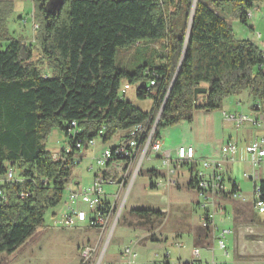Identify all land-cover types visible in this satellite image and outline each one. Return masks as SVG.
<instances>
[{
	"label": "trees",
	"instance_id": "16d2710c",
	"mask_svg": "<svg viewBox=\"0 0 264 264\" xmlns=\"http://www.w3.org/2000/svg\"><path fill=\"white\" fill-rule=\"evenodd\" d=\"M50 2L33 0L39 30L35 45H29L9 37L11 11L0 0V183L10 171L18 178L2 185L7 200L0 205V254L15 255L26 245L71 184L73 171L55 162L45 145L53 130L68 137L76 122L82 140L104 129L107 143L153 124L161 111L158 136L162 129L192 122L195 112L222 110L232 96L247 93L264 104V52L236 40L227 21L247 25L249 11L264 0H197L188 38L194 0H62L49 12ZM154 40L167 43L159 67L144 65L129 73L116 66L118 49ZM37 47L41 60L35 62ZM125 81L138 85L139 99L154 97L151 113L120 96ZM152 81L153 94L148 91ZM197 88L207 94L195 99ZM149 173L159 177L155 170ZM259 186L264 202V180ZM27 192L31 196L22 198ZM233 193H239L237 187ZM130 215L143 226L162 217L149 209ZM208 239V232L198 228L196 245L209 246Z\"/></svg>",
	"mask_w": 264,
	"mask_h": 264
},
{
	"label": "rangeland",
	"instance_id": "374dc122",
	"mask_svg": "<svg viewBox=\"0 0 264 264\" xmlns=\"http://www.w3.org/2000/svg\"><path fill=\"white\" fill-rule=\"evenodd\" d=\"M6 3L11 11L7 21L9 37L35 45L39 25L35 20L33 0H6ZM252 12L253 16L249 18L247 25H242L236 19L228 18L227 21L236 40L250 41L264 52V4L256 3ZM138 45L117 50L118 68L133 73L138 67L147 65L149 69H155L164 62L162 57L167 45L165 40L146 41ZM33 60H41L38 47ZM43 64L47 65L45 61ZM44 71L45 76L50 75L45 68ZM126 86L129 87L128 90H125ZM137 90L138 85L125 81L120 96L142 112L151 113L155 105L154 97L139 99ZM238 100L236 96L228 98L222 110L234 114V110L238 108L241 112L249 113L253 98H242L240 106H237L240 101ZM222 110L195 112L192 122H181L162 129L161 137L166 148L173 150L180 146L193 145L199 155L207 150L213 153L218 151L220 156L226 138L229 135L234 141L237 138L233 125L223 121ZM258 133L264 136V123L258 128ZM67 143L66 133L55 129L45 145L52 154H57ZM114 144L115 142H110L107 146ZM102 148V142L99 141L96 150L86 153L80 166L72 172L71 184L64 193L62 204L48 211L44 226L15 255L0 254V264H119L125 248L135 249L139 256L138 264H203L195 255L198 251L203 262H211L214 258L216 264H264V215L253 208L254 183L244 176L246 172L251 171L250 164L245 163V160H239L232 166L233 177L242 197L237 200H223V205H220L224 206L225 210L218 221L223 229L230 232L225 240L227 256L218 247L215 252H210L214 242L210 247L196 245L197 231L201 227L200 218L204 214L197 202H203V199L189 187L184 178L179 179L177 187L166 189L162 176L152 177L149 173L152 170L164 172L159 161L144 163L112 234H102L99 230L87 226L64 229L56 225V218L64 210L70 190H76L78 187L85 189L94 184L98 170L94 157L100 154ZM91 166H94L93 170H90ZM261 180L263 181L264 177H261ZM152 183L156 188H151ZM104 190L109 195V202L116 203L115 196L120 192V187L105 185ZM119 205L117 204L118 207ZM146 209L162 214L152 226H143L141 221L130 215L133 210ZM249 230H252V233ZM209 243L211 241L208 240L206 244ZM86 248H92L94 252L89 261L84 262L82 253Z\"/></svg>",
	"mask_w": 264,
	"mask_h": 264
},
{
	"label": "built area",
	"instance_id": "2783aa9c",
	"mask_svg": "<svg viewBox=\"0 0 264 264\" xmlns=\"http://www.w3.org/2000/svg\"><path fill=\"white\" fill-rule=\"evenodd\" d=\"M252 16L253 12L249 11L248 17ZM155 86L156 81H152L148 91L150 92ZM128 89L129 87L126 86L125 90ZM160 113L153 124L136 126L107 143L103 141L104 129L96 138L82 140L80 137L82 130L78 123L70 124L68 143L57 154H53L55 162H61L66 169L73 171L80 166L86 153L97 149L99 141L102 142L103 148L100 154L94 157L98 168L94 184L85 189L78 187L76 190H70L64 210L56 218L55 224L64 229L87 226L99 230L102 234H112L144 163L159 161L164 172L157 171V173L159 177L164 178L166 189L177 187L179 179L186 178L189 187L203 199V202L197 204L204 211L200 223L201 228L209 234L208 240L211 243L208 247L214 242L211 252L213 253L218 247L227 256L225 240L230 232L223 229L218 221L225 210L224 206L220 205H223V200H237L242 197L239 195L240 192L233 193L237 184L226 168L227 163L248 161L251 171L246 172L244 176L254 183L253 208L264 215V202L259 186L261 177H264V136L258 133V128L264 123V104L261 102L254 104L249 114L222 113L225 121L235 128L237 138L236 141L230 139L223 145L220 159L198 156L193 146H180L173 150L166 148L163 138L157 134ZM247 125L250 127H246ZM110 142L115 144L107 146ZM93 169L94 166H91L90 170ZM3 181L10 183L18 181V178L10 171ZM3 181L0 183V205L7 200V192L2 188ZM43 183L46 184L47 181ZM105 185L120 187V192L115 196L116 203L109 202V195L104 190ZM30 196V192L21 194L22 198ZM117 204H120L119 207ZM249 231L252 233V230ZM93 252L92 248L84 250L82 253L84 262L89 261ZM195 255L200 260L199 251L195 252ZM138 258L135 249L125 248L119 264H138ZM207 264H216V262L213 258Z\"/></svg>",
	"mask_w": 264,
	"mask_h": 264
},
{
	"label": "crops",
	"instance_id": "0c3cea01",
	"mask_svg": "<svg viewBox=\"0 0 264 264\" xmlns=\"http://www.w3.org/2000/svg\"><path fill=\"white\" fill-rule=\"evenodd\" d=\"M246 96H248L249 98H253L252 96H250L249 94H243V95H240V96H238V98H239V102H238V104H237V106H240L242 103H241V101H242V98H244V97H246ZM257 103H259V101L257 100V99H255V98H253V103L251 104V106H253L254 104H257ZM228 104H229V102H228ZM230 106V105H229ZM228 110H231V109H228ZM236 113H241V111L238 109V108H236L235 110H234ZM223 112H225V109H223L222 110V113ZM228 113H230V112H228ZM244 113H246V112H244ZM250 113V112H249ZM249 113H247V114H249ZM222 118H223V115H222ZM223 121L225 122V123H227V124H229V125H232V124H230V123H228V122H226L225 121V119L223 118ZM230 139H233V137L232 136H228L227 138H226V142L228 141V140H230ZM226 142H224V144L226 143ZM179 144H180V142H179ZM223 144V145H224ZM223 145H222V147H223ZM193 146V145H192ZM195 148V147H194ZM196 149V148H195ZM196 151H197V149H196ZM197 154H198V156H201V157H203V158H205L204 156L205 155H207V157L206 158H209V159H220L221 158V154H220V156H219V153H218V151L216 152V153H213L212 151H207V150H205L204 151V153L202 152V155H199V153H198V151H197ZM245 163H248V161H245ZM233 164L234 163H227L226 164V168L228 169V171L230 172V176L234 179V180H236L234 177H233V170H232V166H233ZM249 164V163H248ZM230 166V167H229ZM184 181L186 182V183H188L187 182V179L186 178H184ZM188 186V185H187ZM237 188H238V190H239V192L241 193V191H240V189H239V187L237 186ZM198 203V202H197ZM211 252V251H210ZM215 252V251H214ZM199 253H200V251H199ZM200 255H201V253H200ZM200 263H203V264H207V263H209V262H203L202 261V259H201V257H200V260H198ZM168 264V263H167Z\"/></svg>",
	"mask_w": 264,
	"mask_h": 264
},
{
	"label": "water",
	"instance_id": "95a60500",
	"mask_svg": "<svg viewBox=\"0 0 264 264\" xmlns=\"http://www.w3.org/2000/svg\"><path fill=\"white\" fill-rule=\"evenodd\" d=\"M196 2H197V0H194V2H193V8H192V13H191V18H190V21H189V30H188L187 38L189 37V34H190V29H191V25H192V21H193V16H194V12H195ZM61 3H62V0H51V2L49 3V6H48V11L51 12L53 10H57L60 7ZM186 47H187V44L185 45L184 53H183L182 58L180 60V63H179V66H178V70H177V73H176V75L174 77L171 89L173 88V85H174V83L177 80V77L179 75V71L181 69V66H182V63H183V60H184V54H185V51H186ZM206 94H207V89H205V88H197L195 90V92H194L195 99H197L198 96H200V95H206ZM161 113H162V111H161ZM161 113H160V116H161Z\"/></svg>",
	"mask_w": 264,
	"mask_h": 264
}]
</instances>
